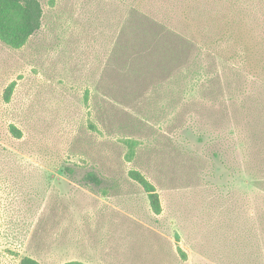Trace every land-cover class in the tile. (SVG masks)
<instances>
[{
  "label": "rangeland",
  "instance_id": "rangeland-1",
  "mask_svg": "<svg viewBox=\"0 0 264 264\" xmlns=\"http://www.w3.org/2000/svg\"><path fill=\"white\" fill-rule=\"evenodd\" d=\"M38 1L0 42V264H264V0Z\"/></svg>",
  "mask_w": 264,
  "mask_h": 264
},
{
  "label": "trees",
  "instance_id": "trees-1",
  "mask_svg": "<svg viewBox=\"0 0 264 264\" xmlns=\"http://www.w3.org/2000/svg\"><path fill=\"white\" fill-rule=\"evenodd\" d=\"M43 16L42 7L38 0H0V42L11 49H21L29 38L39 30ZM14 88L11 84L6 89L4 99L8 101ZM131 180L136 182L147 196L149 207L153 214L161 213L159 195L155 187L138 171L128 172ZM85 181L99 185L101 180L94 174L88 173ZM19 264H40L33 258L23 257ZM63 264H82L70 261Z\"/></svg>",
  "mask_w": 264,
  "mask_h": 264
}]
</instances>
